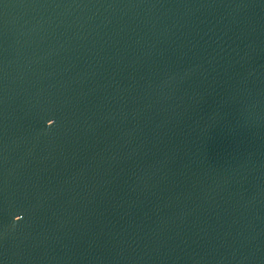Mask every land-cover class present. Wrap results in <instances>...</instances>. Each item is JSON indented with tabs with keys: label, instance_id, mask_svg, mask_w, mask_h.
<instances>
[{
	"label": "water",
	"instance_id": "water-1",
	"mask_svg": "<svg viewBox=\"0 0 264 264\" xmlns=\"http://www.w3.org/2000/svg\"><path fill=\"white\" fill-rule=\"evenodd\" d=\"M0 264H264V0H0Z\"/></svg>",
	"mask_w": 264,
	"mask_h": 264
},
{
	"label": "snow or ice",
	"instance_id": "snow-or-ice-1",
	"mask_svg": "<svg viewBox=\"0 0 264 264\" xmlns=\"http://www.w3.org/2000/svg\"><path fill=\"white\" fill-rule=\"evenodd\" d=\"M54 121H55L54 119H51V118H50V119H48L47 123H48V125H50V126H51V125H53V124H54V123H53ZM15 218H16V220H18V221H19V220H21V219H22V216H21V215H16V217H15Z\"/></svg>",
	"mask_w": 264,
	"mask_h": 264
}]
</instances>
